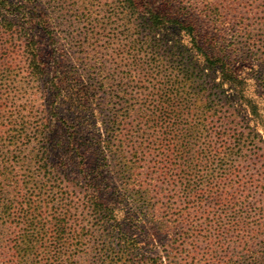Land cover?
Instances as JSON below:
<instances>
[{
	"label": "trees",
	"instance_id": "obj_1",
	"mask_svg": "<svg viewBox=\"0 0 264 264\" xmlns=\"http://www.w3.org/2000/svg\"><path fill=\"white\" fill-rule=\"evenodd\" d=\"M23 1L31 5L36 2ZM115 1L120 4L125 33L131 31L134 21L138 22V38L130 46L131 57L122 58L118 77L109 75L106 78L111 85L109 99L105 102L106 115L102 119L104 135L87 130L76 119L71 121L70 109L66 115H58L59 109L55 107L58 100L51 115L36 126L37 137L41 140L36 143L38 155L33 165L47 179L55 176V172L66 176L69 160L76 176L70 185L75 189L67 188V180L60 182L63 185L58 184L57 188L61 207H50L48 199L43 205L47 207L45 212L40 205L43 203L42 194L25 196L23 188H19L9 174L6 177L5 172L0 173V178H3L2 181L0 179L2 205L4 208L9 205L7 219L17 217L21 226H31L36 219L48 213L56 216L55 220L65 229V232L57 233L56 245L45 248L46 253L33 247L38 232L30 233L24 229L12 246H7L12 259L17 261L15 264H24L19 263L24 259L32 261V264H78V261H83V264H164L159 255L148 259L137 254L138 241L122 229L115 208L106 202L115 200L122 203L130 199L138 208H163L160 213L154 211L153 215L162 214L160 222L178 227L171 238V249L166 251L169 264H211L214 259L212 247L223 248L228 242L241 244L242 251L237 261L227 264H243L247 254L248 264H264L263 248L253 251L254 235L246 232L239 212L234 209L238 206V193L243 186L236 182L239 174L233 164L249 140L243 139L245 131H240L241 134L235 138L226 131L216 133L214 129L208 130L209 138L217 135L222 142L221 145H211L206 151V161L211 164L207 166L205 175L200 174L196 155L188 142L193 140L191 133H199V124L189 122V110L192 105L199 107L208 91L228 86L234 91L233 96H226L234 114L240 116L249 112L252 117H260L256 101L246 97L244 82L225 74V63L217 60L230 47H220L216 39L202 33L199 17L210 25H217V6L207 0ZM177 5L182 8L180 15L176 11ZM6 6L0 0V21L9 22L3 19L8 11ZM15 12L11 10V18ZM184 15L188 19L182 18ZM37 18L36 15L23 17L25 21L19 26L21 32L24 27H35ZM9 24L17 26L16 23ZM44 24L47 26V22ZM180 35L188 38V46L183 51L185 57H177L170 45L172 41L167 40L170 36L176 39L175 42H182ZM38 46L36 38L29 35L26 50L22 51L24 57H13V70L21 58L30 77L43 80L46 92H57L60 97L64 85L70 93L69 106L75 114H85L90 120L94 116L90 105L91 88L74 77L72 72H62L57 76L59 68L56 67L51 71L55 73L54 77L47 80L50 67ZM164 46L169 50L164 51ZM78 48L82 49V45L79 44ZM233 49L237 47L233 46ZM162 53L166 57H162ZM218 72L220 83H217ZM100 90H105V86ZM212 97L208 96L214 102ZM226 112L230 113L229 110ZM16 114L13 113L14 116ZM234 114L231 118L237 117ZM59 131L63 135L62 140L57 139ZM19 137L15 134L10 138L9 135L10 143L15 145ZM27 138L31 140L29 136ZM55 152L64 155L65 159L57 160L53 155ZM12 158L14 160V155ZM33 178L37 177L30 180ZM8 181L11 184L8 185ZM4 182L6 185H2ZM5 188L15 194V199L6 200L9 196L6 197ZM68 192H75V195ZM206 201L219 206L218 217L214 218L217 221L215 227L207 228L199 215L198 209ZM80 207L90 214L91 224L72 216ZM15 210L20 215L15 216ZM253 228V234H263L260 228ZM214 238L222 239V245ZM68 241L71 244L67 245ZM17 242L20 245L15 244ZM90 255L91 259L85 258ZM125 257L129 262L124 261Z\"/></svg>",
	"mask_w": 264,
	"mask_h": 264
},
{
	"label": "rangeland",
	"instance_id": "obj_2",
	"mask_svg": "<svg viewBox=\"0 0 264 264\" xmlns=\"http://www.w3.org/2000/svg\"><path fill=\"white\" fill-rule=\"evenodd\" d=\"M3 1L8 9L3 19H8L9 22L0 21V173L5 172L6 177L9 174L10 179H14L19 188H23L25 196L42 194L43 203L40 205L43 211L46 212L47 207L43 205L48 199L51 201L50 207L60 209L61 202H59L57 186L59 184L62 187L63 184L60 182L67 180L65 184L67 188L74 190L70 183L76 179V176L69 160L65 171L66 176L55 172V176L46 179L39 174V168L33 165L38 155L36 143L41 140L37 137L36 126L51 115L52 107L58 100L55 106L57 110L59 109L58 115H66L67 110L70 109L71 112L68 115L71 121L76 119V122L82 123L87 130L104 135L102 119L106 115L105 102L109 99L111 85L106 78L109 75L117 78L121 72L118 67L122 64V58L131 57L130 46L138 38L136 36L138 22L134 21L131 31L125 33L126 26L120 15V4H117L115 0H36L32 5L23 0ZM207 1L216 5L219 10L218 24L210 25L205 19L199 17L202 33L216 39L220 47H230L229 50H225V54H222L223 57H217V60L225 63V74L244 82L246 97L256 101L260 109V117H252L249 112L240 116L234 114L233 106H230L226 98V96H233L234 91L228 86L224 89L208 91L199 107L192 105L189 110L191 115L189 122L196 121L199 124V133L196 135L191 133L193 140L188 142L192 153L196 155L200 174L205 175L207 166L211 164L206 161V151H209L211 145H221L222 142L217 135L209 138L208 130L214 129L216 133L226 131L235 138L241 134L240 131H245L243 139L249 140L244 144L237 162L233 164L239 174L236 182L243 186L238 193V206L234 209L239 212L240 221L244 223L246 232L254 235L252 248L253 251L258 252L261 247L264 250V0ZM181 9L177 5L178 15ZM11 10L16 11L12 18ZM35 15L38 16L37 25L23 26L25 30L21 32L19 26L25 21L23 17L32 18ZM182 18L188 19V16L184 15ZM45 22L47 26L45 24L43 26ZM9 23H16L17 26ZM29 35L36 38L40 46L38 47L49 64L47 80L54 77L55 73L51 71L53 67H56L59 68L57 76H60L62 72H72L74 77L91 88L90 105L94 116H91L90 120L84 116L85 114H75V110L69 106L70 93L64 85L62 86L63 94L60 97L57 92H46L43 80L38 81L30 77L21 58L16 62L17 67L13 70V57H24L22 51L26 50ZM180 37L182 42H175L176 39L170 36H167V40L172 41L170 45L173 46L177 57H185L183 51L184 47L188 46V38L182 35ZM79 44L82 45V49L78 48ZM126 45L128 46L125 47ZM233 46L237 49L234 50ZM163 50L169 49L164 46ZM162 55L166 57L165 53ZM185 62L189 64V61ZM217 77V83H220V72ZM103 86L105 90L102 91L100 89ZM209 95L213 96L214 102L208 98ZM226 110L237 117L231 118V114ZM15 112L18 113L16 116L13 115ZM22 132L23 135H21ZM251 132H255L253 136L249 135ZM15 134L18 137L21 136L13 145L10 143L9 135L11 138ZM26 135L29 136L30 141ZM57 139H63L60 131ZM53 155L57 160L65 159L64 155L57 152ZM13 172L16 174L13 175ZM33 175L37 178H33L32 181L30 179L34 177ZM0 179L2 181L3 178ZM7 183L9 185L11 181ZM2 185H6V182ZM5 189L6 197L9 196L6 200L15 199V194L12 195L10 189ZM75 192L68 193L75 195ZM1 198L0 196V255L3 253V257H0V264L17 263L12 259V252H9L7 246H12V242L22 234L21 231L24 229L30 233L38 232L33 247L41 250L40 252L46 253L45 248L57 244V233L65 232V229L55 220L56 216L45 213L44 217L35 220L34 225L21 226L17 217L6 218L9 205L4 208ZM106 202L115 208L116 218L120 220L122 229L138 241L137 254L148 259L159 255L164 264H169L166 251L171 249V238L178 231V227L160 222L162 214H158L157 218L153 215L154 211L160 213L163 208L157 210L152 206L138 208L130 199L122 203L115 200ZM17 208H20L19 201ZM198 210L207 228L216 226L217 221L214 218H217L219 214L218 205L206 201ZM14 213L15 216L20 215L17 210ZM72 216L85 221V224H91L90 214L84 207H80ZM12 221L15 223L12 224ZM253 227L260 228L263 234H253ZM69 229L70 225L67 232ZM214 240L222 245V239L214 238ZM15 244L20 245L19 242ZM69 244H71L70 241L67 242V245ZM240 245L228 242L223 248L213 246L214 259L211 264L237 261L242 251ZM85 258L91 259L92 255ZM247 260L248 254L244 257L243 264H248ZM124 261L129 262L128 257H125ZM19 263L32 264L33 262L24 259ZM78 264H83V261H78Z\"/></svg>",
	"mask_w": 264,
	"mask_h": 264
}]
</instances>
